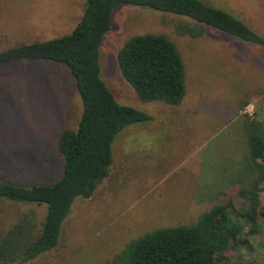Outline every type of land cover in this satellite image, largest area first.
<instances>
[{"label": "rangeland", "instance_id": "obj_1", "mask_svg": "<svg viewBox=\"0 0 264 264\" xmlns=\"http://www.w3.org/2000/svg\"><path fill=\"white\" fill-rule=\"evenodd\" d=\"M205 1L264 34V0ZM84 6L85 0H0V50L68 34ZM184 20L127 5L114 13L99 46L101 78L119 103L151 118L116 135L108 175L90 197L75 199L56 247L31 261L0 264H109L144 233L190 225L229 199L241 206L236 192L252 177L243 120L256 116L264 129V47L213 29L180 35L175 27ZM148 32L167 36L181 55L185 95L178 105L141 101L118 69L123 43ZM81 110L64 65H0V181L55 182L62 173L57 136L76 128ZM260 199L264 205V191ZM31 207L44 213L43 206L0 202V231L14 211ZM258 222L260 233L243 234L221 264H264V217Z\"/></svg>", "mask_w": 264, "mask_h": 264}, {"label": "trees", "instance_id": "obj_2", "mask_svg": "<svg viewBox=\"0 0 264 264\" xmlns=\"http://www.w3.org/2000/svg\"><path fill=\"white\" fill-rule=\"evenodd\" d=\"M125 5L185 18L175 27L180 35L196 38L213 29L264 47V34L205 0H85L83 13L68 34L0 50V65L29 60L64 65L82 103L76 128H64L57 136L62 173L55 182L21 185L0 181V202L44 207L43 214L31 207L18 209L4 220L0 263L31 261L56 247L75 199L90 197L108 175L116 135L151 118L143 110L119 103L100 75L99 46L114 13ZM116 63L141 101L178 105L183 99L184 65L175 43L167 36L148 32L128 38L117 51ZM246 117L243 129L252 177L236 192L241 206L236 207L229 199L190 225L144 233L128 241L109 264H221L226 252L243 241V234L260 233L258 219L264 217L260 199L264 191V129L258 117Z\"/></svg>", "mask_w": 264, "mask_h": 264}, {"label": "crops", "instance_id": "obj_3", "mask_svg": "<svg viewBox=\"0 0 264 264\" xmlns=\"http://www.w3.org/2000/svg\"><path fill=\"white\" fill-rule=\"evenodd\" d=\"M127 127H128V126H127ZM124 129H125V128H124ZM119 133H120V132H119ZM119 133H118V134H119ZM115 138H116V137H115ZM112 144H113V143H112ZM112 154H113V153H112Z\"/></svg>", "mask_w": 264, "mask_h": 264}]
</instances>
